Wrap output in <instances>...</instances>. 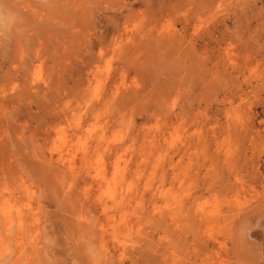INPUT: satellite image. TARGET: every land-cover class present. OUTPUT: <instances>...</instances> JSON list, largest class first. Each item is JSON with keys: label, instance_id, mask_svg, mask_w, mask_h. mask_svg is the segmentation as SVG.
I'll return each mask as SVG.
<instances>
[{"label": "rangeland", "instance_id": "obj_1", "mask_svg": "<svg viewBox=\"0 0 264 264\" xmlns=\"http://www.w3.org/2000/svg\"><path fill=\"white\" fill-rule=\"evenodd\" d=\"M34 2L42 6L46 0H34ZM80 2L85 5L83 6L86 9L89 6L91 8L87 9L83 16L80 13L68 15L73 17V21L78 24L76 28L78 31L77 35H70L68 31H65L63 33L65 44L60 45V43V46L54 45L57 41H54L52 37L43 36L44 38H41L42 40L46 39L44 43L47 41L45 45L48 46L49 43V48L56 47L55 49H48V47L42 45V48H45L44 52L48 53L46 56L48 62L41 68V75L43 77L49 75L52 79V86L46 90L44 89V91L39 89L38 92L36 91L38 88H32L30 92L29 90L20 89L21 87L9 89L8 91L12 95L11 97L8 95V98L6 97L5 99L8 103H5V105L9 107L0 109V153H2V155L0 154V162H3L2 167L0 165V172L2 169H4L2 171L9 172L12 169L11 167H13L15 171H10L13 177H10V179L13 181L15 179V185L19 183V175L16 174H20L21 171L22 175L25 173L26 181L30 182L31 186L38 188L37 200H39L40 206L35 210L37 215L31 219V222L29 221V227L33 235L37 236L35 242L42 248V252L39 254L40 257L37 256L34 263H89L87 262L90 260V258L88 259L89 256L86 254L88 256L86 257L82 252L84 251L82 250L83 248H81L86 238L81 236L79 226L75 227L76 225H74L76 222L73 218L76 220L77 216L67 213L64 207L65 204H61L63 201L51 199L55 198L53 197L55 196V187L50 188L51 182L44 181L39 173H35L37 170H33V167H30L32 163L29 166L26 163L32 160L31 154H34V152L39 153L42 150L37 147L39 146L38 144L41 145L39 146L40 148L43 145L42 136L46 128L44 125L56 120L53 125L57 124V127L63 128L64 131L69 133L73 128L75 119L80 114L85 117H91L85 103L88 97L85 89L90 86L91 89L88 91L90 94H93L96 87H102L103 91L105 87H103V83L107 78L106 84L112 82L113 84L121 85L123 89L138 80L143 89H145V93L143 92L139 95L140 99L143 96L141 100L144 98L145 100H140L137 103L138 106L137 104L135 106V103L129 104L127 102L128 108L131 110L132 108L129 106L134 104L135 108H133V111L127 110V107L124 108L122 106L124 104L120 103L118 107L115 105L108 113H103V120L100 117L103 123L107 122V129H114L115 127V129H122V131L127 129L122 133L125 139L130 137V139L128 138L130 143L127 139L128 144L131 146L130 151L135 153L130 154V156L137 155L135 157L136 161L134 156V160L130 157L131 162L133 160L140 165L143 164L142 168L145 175H148V172L151 171L152 164L160 162L156 166L158 171L157 179H155V176L154 179L161 180L160 182H164L166 187H172L173 190L176 189L181 196L184 188L188 190V194L198 192L195 194L199 196L197 201L200 203L208 202V204H211L216 201H224L229 190L225 188L227 190L225 194V190L222 187L228 188V185H225L228 182L225 183L223 178L225 180L229 178L232 182V179L235 181L234 176L238 178L239 188H244L247 191L253 190V193L251 191L248 194V198L254 196L251 197V200L249 199L251 203L248 201V205H243L249 213H245L244 208V211L241 212L244 215L240 214L241 217L235 216V219L233 218L234 221L226 219L221 224H216L221 225L217 231V240L225 242V245L220 246L219 242L211 245L209 249H217L219 253L215 257L209 253V259L205 258L208 254L206 253L207 249L205 248L204 240L198 239L192 242L190 239L189 244L186 239V236L193 237L192 228L188 230L189 227H186L185 229L184 223L177 222L174 224L170 220L161 222L156 220L155 217H153V221H155L153 222L152 218L148 217V213H143L142 222L135 223V230H132V235L130 234V239L131 236L132 239L127 242V250H125L126 263L190 264L196 258V262L194 261L192 264H209L210 261L212 262L210 264H219V259L224 260L223 264H264V0H96V2L93 0H81ZM144 2H149L151 6L150 4L148 6L145 5ZM112 3L117 5L111 6ZM171 6L173 8L170 9ZM141 10H146L147 12L141 16V20L143 19L147 24L153 25L155 28L161 27V29H166L174 24L175 28L180 29L185 35L186 42L183 46L187 45V47L176 48L177 51L179 50L178 52H182L186 59L185 62L182 61L183 67L181 66V70H183L180 73V75L183 74L182 78L179 76V69L173 66L174 71L170 70L171 64L168 61L170 50L168 51L165 48L169 56H160L159 54L163 50L155 48L153 41L146 36L144 38L149 39V44L146 41L142 42V45L147 44L143 45L142 50L140 48L137 51L131 50L126 55L113 51H105L103 55L99 54L97 46L100 45L101 39L97 35L99 36L104 31L105 26L112 28L118 22L126 19L130 24L133 22L132 27H136L133 24H139V21H141L139 16ZM185 19L191 21L186 32L181 29ZM39 34L41 35L39 32L36 33L34 38L36 39ZM108 35L107 33L106 36ZM135 35L136 33H132L131 30L130 36ZM190 37H194L197 41L194 48L189 46L187 39ZM87 42H91L90 46L92 47ZM34 43L30 40L27 49L31 50V46L35 49ZM227 43H232L229 48L236 56L234 64L237 67H234V70L232 68L228 69L230 71L226 69L228 66L223 65V54H221L223 52L220 50V47H224L225 44L228 46ZM65 45L68 46L66 53L64 52ZM58 49L61 51L60 53L57 52ZM14 52L4 56L0 55V86L9 88L12 81H15L16 85L26 78L25 74L31 73V71H28L31 63L21 64L19 62L21 58L17 56L18 52ZM30 54H34V51H30ZM198 56L200 57L198 58ZM29 57L28 54L25 55V59ZM191 57L194 58V62ZM154 61L155 63H153ZM198 62L202 63V66ZM21 65L22 67H20ZM119 65L124 66L122 67V72L118 71ZM224 67L229 72L228 74ZM9 78L13 79L9 81ZM114 78L115 80H113ZM28 81L31 82L30 78ZM31 83L34 85L42 82ZM178 85H186L188 90L178 95V91L176 92L174 89ZM17 89L19 93L16 91ZM20 91L23 95H26L27 99H23V95V98L21 97ZM18 97L22 98L21 101ZM123 100L125 99L120 102H124ZM174 100L179 103L174 107L176 113L169 111L170 105ZM164 102L166 105H164ZM182 103L187 107L181 108L180 104ZM180 109L182 110L180 111ZM122 110H125L124 115L122 114L124 112H121ZM246 110L248 111L246 112ZM126 111L131 112L127 113ZM179 111L178 116L176 114ZM132 112L135 114L133 115ZM237 115H244L246 118L244 120H246L247 127L245 126L246 128L242 132L239 127L240 123L237 122L239 120ZM130 116L131 118L134 117L131 120L134 127L129 121L131 119L129 118ZM122 118L123 121H126H120ZM187 122H189L188 125L186 124ZM121 123L122 126L124 125L123 127H121ZM129 125L133 128V130L130 128L132 133H129L131 132ZM156 126H158L157 130L154 129ZM200 126L204 127V130L201 129L207 142L198 144L199 140L196 136L197 130H200L197 128ZM234 129L236 131H233ZM151 130L156 131L154 132L156 136L148 139L151 135L149 132ZM169 133H178L177 135H179H176L177 141L173 144L164 140L165 137L169 136ZM131 138L136 141L137 150H132L135 143H133L134 145L131 143ZM187 138L194 140L193 145L195 146L191 145L184 152L178 147L181 145L180 140H186ZM26 139H29V146L26 144ZM33 140L36 142H33ZM134 141L132 140V142ZM204 144H207V147ZM221 145L223 146L221 147ZM214 148L217 150H214ZM223 149L228 153L229 161H226L225 154H222ZM159 154H164L167 157L161 161L162 157L159 158ZM215 154H217V157ZM146 156H148L147 158L151 157L148 162L151 163L152 167L145 161L142 162V159ZM214 157H216V161ZM214 161L218 162L215 163ZM9 162H12V164L14 162V165L9 164L10 169L6 167ZM160 166L164 168V174L166 173L164 176H162L163 172L158 168ZM185 167H188V169L185 170ZM176 172H180L179 178L175 176ZM232 173L234 176L231 175ZM1 175L5 176V174ZM15 175L18 177H15ZM38 175H40V178L37 179ZM44 182H47L46 184L50 185V187L43 185L45 184ZM209 182L214 183V188H216L213 190L206 189V183ZM181 183H183L182 186H180ZM45 187L47 188L45 189ZM48 190L51 191L47 193ZM48 194H51V196ZM153 202H147L148 208L153 205ZM250 207L252 208L250 209ZM67 215L68 219H66ZM72 221L74 222L73 224ZM226 221H232L230 223L231 227L230 225L226 227ZM155 223L157 224L155 225ZM71 226H74L76 230L72 229L74 227L71 228ZM228 228L232 229L227 231ZM76 232L79 233L76 234ZM150 233L153 239L149 237ZM183 233L185 237H183ZM180 235L183 240H187V242L185 241L186 243L183 242ZM71 237L72 239L76 237L77 241L71 240ZM148 237L149 240L147 242ZM177 237L179 241L176 242L178 240ZM150 239L152 242H150ZM79 243L80 246L77 247ZM183 243L185 244L184 246L182 245ZM71 244L74 245L69 247ZM185 246L186 248L189 246L187 251ZM68 248H70V251ZM74 249H78L81 254L79 255L77 250ZM181 249L185 250V255L182 253L184 250L182 251ZM204 249L206 250L205 252ZM188 251L190 252L189 254ZM73 253L78 255V259L81 257L80 262L82 263L78 262L79 260L76 259V255ZM188 256L191 259H189L190 257L187 258ZM82 259H86V263ZM181 259L185 261L182 262ZM166 260L167 262L165 263ZM18 264H21V262ZM24 264H26V260H24Z\"/></svg>", "mask_w": 264, "mask_h": 264}, {"label": "bare ground", "instance_id": "obj_2", "mask_svg": "<svg viewBox=\"0 0 264 264\" xmlns=\"http://www.w3.org/2000/svg\"><path fill=\"white\" fill-rule=\"evenodd\" d=\"M80 1L79 0H46V2L43 3L41 6L40 4H35L34 0H0V55L4 56L7 55L8 53L16 51L18 52L17 56L21 58L19 59V62L21 64L31 63L28 70L31 71V73L25 74L26 78H24L18 84L15 85V81H12L10 85L8 84L9 88L5 86H0V109L9 107L8 105L7 106L5 105V103H7L5 100L6 97L8 98V95H10V97L12 95L8 91L9 89H15L16 87L19 88L21 87L20 89L25 91L29 90L30 92L32 88H38L36 90L38 92L39 89L44 91V89L46 90L52 86L51 77H49V75L45 77L41 75V68L48 62L46 58L48 53L46 54L44 52L45 48L43 49L42 45L48 47V49L50 48L55 49L56 47L49 48L50 44L48 43V46L45 45L47 44L46 43L47 41L44 43L46 39L42 40L41 38L43 36L52 37L54 38V41L55 40L57 41L56 44L54 43L53 44L60 46L65 44V38H64L65 36L63 37L64 35L63 33L65 31H68L70 35L73 34L77 35L78 31L76 30V28L78 24L73 21L74 20L73 17H69L68 15L80 13V15L83 16L86 10L87 9L89 10L91 8V6H89L86 9V7H84L85 5L82 4ZM93 1L96 2V0ZM114 4L115 3H112L111 6L117 5ZM144 4L148 6L150 3L144 2ZM171 8L173 7L171 6L170 9ZM128 13L130 12L128 11ZM146 13H147L146 10H141V12H139L140 20H141V16L145 15ZM132 23L130 24L125 19L122 22H118V24L116 26H113L112 28L105 26L104 31L99 36L96 34L97 37L101 39L100 45L97 46L99 54L103 55L105 51H113V52H118L119 54L124 53L126 55L131 50L137 51L139 48L140 50H142L144 47L143 45H147V44L142 45V42L146 41L148 43L149 39L147 38H150L153 41L155 48H160L163 50L160 52V54L157 53L160 56L161 55L169 56L165 51L166 50L165 48H167L168 51L169 50L171 51V52L169 51L170 56L168 59L169 63L171 64L170 70L174 71V68L179 69L178 73L179 76L182 78L183 74L180 75L181 71L183 70V69L181 70V66L183 67L182 61L185 62L186 59L182 54V52L181 53L178 52L179 50L177 51L176 48L178 47V49H180L181 47H185V46L187 47V45L183 46L186 40L184 38L185 35H183L180 29L175 28L174 24L172 26H168L166 29L164 28L161 29V27L155 28V26L147 24L143 19L139 21V24L138 23L133 24L136 25V27L135 26L132 27ZM190 24L191 21L189 19H185V21L182 23L181 26L182 31L186 32ZM131 30L132 33H136L135 36H130ZM38 32L41 33V35L40 34L38 36L36 35L37 37L35 36L36 37L35 39L34 35ZM107 33L109 34L108 36H106ZM145 36L147 38H144ZM62 38L64 41L62 40ZM30 40L32 43L35 42L34 43L35 49H33L32 46H31V50L27 49L29 47ZM187 40L189 46H191L190 48H194L195 42H197L196 39L194 37H190ZM88 43L89 42H87V44ZM231 44H228V46H226L225 44L224 47H220V50H222L223 52L221 53L223 54V59L222 57L221 59L223 65L228 66L226 67L227 70L230 68L234 70V67H237L236 64H234L236 56L234 55V53H232L233 51L229 48L231 47L230 46ZM64 48H65L64 52L66 53V51L68 50V46L65 45ZM30 51L32 52L34 51V54H30ZM57 52L60 53L61 51H59L58 49ZM26 54L30 56L27 59H25ZM199 57L200 56H198V58ZM191 59H193L192 61L194 62V58L191 57ZM155 61L153 63H155ZM199 64L201 65L202 63ZM20 67H22V65ZM122 67L124 66L119 65L118 71L122 72L123 71ZM226 69L225 71L228 74L229 73L228 71L230 70L227 71ZM29 78L31 82L41 81L42 83L33 85L30 81H28ZM12 79L13 78L11 79L9 78V81ZM106 79L104 80L105 82L103 83V87L105 86L103 88L104 89L103 91H102V87L100 88L96 87L93 94H90L88 92L89 89H91L90 86L86 87L85 89L87 90L86 93L88 95L85 103L87 109L90 112L91 117H85L84 115L80 114L75 119L73 128L69 133L64 131L63 128L57 127L58 126L57 124L53 125V123L56 120H53L48 125H44L46 126V128L44 129L45 131L42 136L43 138L42 148L39 147L41 146L40 144H38L39 145L38 147L36 146L37 148L42 150L39 151V153L34 152V154H31L34 159L30 156L32 160L30 161V157H29L30 162L26 163L28 166L29 164L32 163L30 167H33V170L34 169L37 170V172L35 173H39L44 181L51 182V187L50 185L46 184L47 182L46 183L44 182L45 184L42 183L43 185H47L50 188L55 187L54 189L55 196H53L55 198H51L50 197L51 194H48L50 195L49 197L53 200L57 199L58 201L59 200L61 202L63 201L61 204L63 203L65 204V206L64 205L63 206L65 207L67 213L69 212V214L71 213V215L73 214L74 216H77L76 220L75 218H73V220L76 222V224L74 225H76L75 227H77V225L79 226V229H81V236H84L83 238H86L84 240L85 242L82 243L81 245L82 246L81 248H83L82 250H84L82 252L85 254L86 257L89 256L88 259L90 258V260L88 261L86 259H82V260H85V263L86 261L89 262L88 264H127L125 261V250H127L126 245L127 242L132 239V236L130 239V234L131 232H133L132 230H135L134 229V227L136 226L135 223L142 222L143 213H148L149 214L148 217L152 218V221H153V217H155L156 220H159L161 222L162 221L167 222L170 220L174 224H176L177 222L184 223L185 229L186 227L187 228L189 227L188 230L192 228L193 231L192 238L186 236V239L189 241V244H190V239L192 240V242H194L193 240H198V239L204 240L205 248L207 249V251L204 249V252L206 251V253L208 254V256H206L205 258L209 259L210 254H212L211 256L215 257L219 253V250L217 249L212 250L209 249V247L215 244L216 242H219L220 246L225 245V242L217 240L218 238L217 231L220 229L221 225L219 226L216 224H221L226 219L233 220L235 216L241 217L240 214H243L241 212H243L244 211L243 209L245 208V206L243 205L247 204V202L251 200V197H254L249 195L250 197L248 198V194H250L251 191H252L251 193H253V190L247 191L244 188L242 189L239 188L238 178H236L237 176H234L232 173L231 175L234 176L235 181H233L232 179L231 182V179L229 180V178L228 179L226 178L225 180V178H223L225 183L228 182L224 184L228 185L229 188L228 189L227 187L222 185L223 186L222 188L224 190L225 188L229 190L228 194L226 195L227 198H225L224 201L221 202L216 201L211 204H208V202L200 203L197 201L199 196L195 194L198 192H192L191 194H188L189 193L188 190L184 188L183 195L181 196L179 195L180 193H177L176 189L173 190L172 187H166V184L164 182H160L161 180L160 181L155 180L157 179V174H158L156 166H158L160 162H157L156 164L155 163L152 164L153 166L152 167L151 163L148 162L149 158H151L150 156L149 158H147L148 156H146L145 158L142 159V162L145 161L148 165L150 164V166L152 167L150 168L151 171L148 172V175H145L142 168L143 164L140 165L139 163L135 162L136 161L135 157L137 155L130 156V154H135V153L130 151L131 146L130 144H128V140L130 139V137H128L129 139L127 138L128 140L125 139L124 137L123 133L127 129H125V127H124L125 130L123 129L124 131H122V129L117 130L115 129L116 127L114 129H110L108 127L109 129H107V125H106L107 122L103 123V121H101L100 119V117L102 118L103 113H108L110 110H112V108L115 107V105L118 107V104L120 103L124 104L121 105L124 106V108L127 107V110L129 109L127 102L129 104L135 103L136 106V104L139 103V101L143 97L142 96L140 99L139 95L143 93L145 89H143V86H141V83H139L138 80L132 82L131 85H129L128 87L126 86L123 89L121 85L115 83L113 84L112 82L110 84H106L108 81V79L107 80ZM113 80H115V78ZM174 89L176 90V92L178 91L177 93L179 95L180 93L188 90V87L186 85L183 86L178 85L175 86ZM16 91H18V89ZM20 94L22 97L23 94L21 93V91ZM42 94H46V93H42ZM23 96L24 98L23 97L22 98L25 99L26 95ZM22 98H19V100L21 101ZM122 99H125L126 101L123 100L124 102H120ZM144 100L145 98L141 101ZM178 104H179L178 101L176 100L172 101L169 111L176 113L174 107ZM164 105H166L165 102ZM180 105L182 106L181 108L187 107L185 106L184 103ZM129 107L132 108V110L129 109L131 111H133V108H135L134 104L133 105L131 104ZM181 110L182 109H180V111ZM180 111L177 112L176 115H178ZM247 111L248 110H246V112ZM121 112H124L122 113L123 115L125 114V110L124 111L122 110ZM126 112L129 113L128 111ZM134 112H132L133 115L135 114ZM131 116L129 118H131ZM240 116L241 115L239 116L237 115V119L239 118L237 122L240 123L239 127L241 130L240 129L239 130L242 132L247 127V123L246 120H244L246 119L244 115H242L243 117ZM132 118L128 120L131 122V125L134 127V125L132 124L133 122L131 121L133 120ZM120 121L125 122L126 120L123 121L122 118ZM188 123L189 122H187L186 124L188 125ZM120 125L121 127L124 126V125L122 126V123ZM131 125H129V129L132 128L130 127ZM157 127L158 126H156V128L154 127L153 128L157 130ZM201 128L203 129L204 127L200 126L197 128L200 129L199 131L197 130V136H196V138L199 140L198 144L207 142L206 138H204L203 136L204 129L202 130ZM236 128L238 127L236 126ZM235 129L233 131H236ZM155 130L149 131L151 135L148 139L156 136L154 134V132H156ZM129 133H132V131ZM177 134L169 133V136L165 137L164 140L167 143L173 144L175 141H177V139L175 138ZM132 140L134 141V139ZM132 140H131L132 144L136 142V141L132 142ZM28 141L29 139L27 140L26 143L27 145L29 144ZM30 141L32 142V140ZM34 141L35 140H33V142ZM180 143L181 145L178 147V149L184 152L187 151L191 147V145L195 146L193 145L194 140H192L191 138H187L186 140L184 139L180 140ZM223 145H221V147ZM205 146L207 147V144ZM136 147L138 148L137 144L135 143V146H133L132 150L136 149ZM185 148L186 150H184ZM215 149L216 148H214V150ZM223 152L222 154H225L226 161H229L228 160L229 157L227 156L228 153L225 152L224 149ZM0 154L2 155V153ZM211 154L212 152L210 153V156ZM216 155L217 154H215V156ZM133 156L135 158V161H133L134 160ZM130 157L133 159L132 162ZM160 157H162L161 159L162 161L167 156H164V154H159V158ZM216 157H214L215 161H216ZM2 163L0 162L1 167H2ZM9 164H12V162H9L8 166ZM12 165H14V162ZM8 166L6 164V167L10 169V166L9 167ZM6 167L3 166V168ZM7 168L5 170H7ZM11 168L12 169H10L9 172L2 171L4 169L1 168L2 170L0 172V254H2V256H0V259H2L5 264H18L20 262L21 264H24V260H26V264H35L34 262L36 261L37 256L40 257L39 254L40 252H42L41 251L42 248L38 246V244L35 242V238L37 236L33 235V233L31 232V229L29 227V221L31 222V219L37 215V211L35 210L40 206L39 205L40 202L39 200H37L38 188H35V186H31V184H29L30 182L26 181L27 179L25 178L26 177L25 173H23L24 175L21 174L20 170L22 169L19 170L20 174H16L19 175L18 178L19 183L18 185H15L14 184L15 179L14 181L10 179V177H12L11 172L15 171L13 167ZM158 168L163 172L162 176H164L166 174V173L164 174V168L161 166ZM184 169L187 170L188 167H185ZM16 171L18 170L16 169ZM1 174H5V176H2ZM16 175L15 177H18ZM40 175H38L37 179L40 178L39 177ZM179 175L180 172H176L175 176L179 178L180 177ZM206 184L207 187L205 188L208 190H213L216 188V187L214 188L213 185L214 183L209 182ZM182 185L183 183H181L180 186ZM46 188L47 187H45V189ZM227 190L224 191L225 194ZM50 191L48 190L47 193H49ZM148 201L149 202L154 201L153 205L150 208H148L147 205ZM160 201L162 202L160 203ZM249 203H251V201ZM251 208L252 207H250V209ZM247 211L248 210H246L245 208L244 212L249 213V211L248 212ZM144 218L147 219L145 216ZM66 219H68V215ZM73 223L74 222L72 221V224ZM225 223H226V227H228L229 225L231 227L230 223H232V221L230 222L226 221ZM156 224L157 223H155V225ZM169 225L167 224L168 227ZM72 227L74 226H71V228ZM75 227L72 229L76 230ZM231 229L228 228L227 231ZM79 232H76V234ZM142 233L145 234V232L143 231ZM151 236L152 234L149 237ZM149 237L147 239V242L149 240ZM183 237H185V235ZM183 237L181 236L182 240ZM151 238L153 239V237ZM70 239L71 240L74 239L75 241L77 238L73 237L72 239L71 237ZM25 240H29V241L25 242ZM187 240L184 239L183 242L185 241L187 242ZM177 241H179V239L176 240V242ZM150 242H152L151 239ZM72 245L74 244H71V246L69 247H72ZM182 245L184 246L185 244L183 243ZM78 246H80V243L79 245H77V247ZM188 247L186 248L185 246L186 251L187 249H189ZM68 250L70 251V248H68ZM74 250H77V252L79 253L78 249H74ZM185 250L181 252L184 254ZM189 253L190 252L188 251V254ZM80 254L81 252L79 253V255ZM74 255H76L75 257L76 259H78L77 257L78 255L76 253ZM189 257L190 256H188L187 258ZM80 259L81 257L78 259L79 260L78 262L81 261ZM184 259H181L182 262L185 261ZM189 259H191V257ZM189 259H188V263L190 262ZM219 260H218L219 264H223L224 260L223 261L222 260L219 261ZM194 261L192 263H194ZM166 262L167 260L165 261V263ZM210 263L212 262L210 261L209 264Z\"/></svg>", "mask_w": 264, "mask_h": 264}, {"label": "clouds", "instance_id": "obj_3", "mask_svg": "<svg viewBox=\"0 0 264 264\" xmlns=\"http://www.w3.org/2000/svg\"><path fill=\"white\" fill-rule=\"evenodd\" d=\"M0 256H2V254H0ZM0 264H4V261L2 259H0Z\"/></svg>", "mask_w": 264, "mask_h": 264}]
</instances>
